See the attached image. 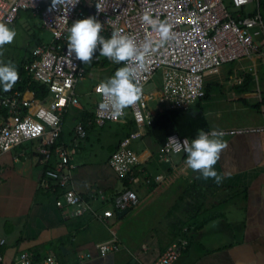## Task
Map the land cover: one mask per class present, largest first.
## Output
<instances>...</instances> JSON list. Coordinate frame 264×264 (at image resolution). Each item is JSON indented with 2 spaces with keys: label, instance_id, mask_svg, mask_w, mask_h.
<instances>
[{
  "label": "crops",
  "instance_id": "0c3cea01",
  "mask_svg": "<svg viewBox=\"0 0 264 264\" xmlns=\"http://www.w3.org/2000/svg\"><path fill=\"white\" fill-rule=\"evenodd\" d=\"M204 83L207 97L187 109L171 108L156 96L148 101L152 122L135 126L132 132L140 134L129 139L139 161L127 184L108 159L128 138L130 116L125 113L119 120L95 124L97 94L85 100L77 94L78 103L62 112L58 142L75 165L73 186L98 215L112 209L111 216L99 218L91 212L74 216L69 206L55 204L61 190L40 183L44 170L54 167L58 157L52 147L48 155L40 152V139L0 152V239L4 240L0 250L5 263L25 250L39 258L52 254L70 264H150L181 237L174 235L187 222L183 230L189 226L192 237L172 264H264V129L248 130L264 128V61L251 56L225 63L208 71ZM156 87L154 83L148 92L156 95ZM209 104L216 107L208 115L204 106ZM231 107L241 111L238 124L230 123L229 116L221 120L222 111ZM88 116L92 118L86 121L85 137L75 141V126ZM3 120L0 113V125ZM200 129L248 130L219 137L225 146L212 166L221 177L218 183L215 177L203 178L199 170L189 168L186 153L173 154L169 163L157 157L169 133L192 139ZM155 175L162 179L155 181ZM145 177L152 179L146 182ZM125 187L133 189L138 203L126 211L115 210L113 198ZM195 225L200 226L194 229ZM111 239L124 247L98 256L97 244Z\"/></svg>",
  "mask_w": 264,
  "mask_h": 264
},
{
  "label": "built area",
  "instance_id": "2783aa9c",
  "mask_svg": "<svg viewBox=\"0 0 264 264\" xmlns=\"http://www.w3.org/2000/svg\"><path fill=\"white\" fill-rule=\"evenodd\" d=\"M51 0H0V23L11 24L18 18L19 11H30L40 18L42 28L50 30L49 42H42L31 49V60L25 64L26 72L35 80L46 85L49 95L45 100L35 99L28 91H19L11 87L0 92V107L6 109L7 115L0 125V152L33 140L40 139L38 150L49 154L51 145L61 132V114L69 105L78 103L75 86L85 73L83 62L73 54H66L68 28L76 19L92 15L102 23L100 35L106 38L119 29L134 39L138 46L146 40L153 43L160 36L153 25L142 21L141 16L147 12L157 21L170 25V36L163 44H157L143 57V68H137L135 82L140 87L136 101L127 105L122 112L112 115L102 93L98 95L94 108L93 122L99 126L107 121L121 119L127 108L137 128L149 125L152 117L148 112V101L155 96L160 103L171 108L187 109L205 95V75L219 66L256 56L264 61V24L256 10L257 0H62L54 9ZM251 6V7H249ZM243 11V12H242ZM95 53L92 60H99ZM135 66V61H123ZM160 71L161 81L157 84L156 95L146 92L144 86ZM25 109V110H24ZM248 129V130H262ZM247 129L216 130L224 134H236ZM211 133V131H208ZM139 130L123 139L108 163L120 177L130 176L131 168L139 161L138 155L129 148V139L139 136ZM85 127L79 123L74 128V140L84 138ZM193 139V138H192ZM191 139L176 132L169 133L158 147L157 157L169 163L171 156L184 152V144ZM58 160L54 167L44 170L41 186H57L61 195L55 200L57 206L65 204L72 210V215L80 216L91 212L99 218L111 216L112 209H105L98 215L91 204L76 191L73 186V169L75 165L69 160L66 148L55 146ZM152 177H145L150 182ZM155 181L162 175H155ZM138 197L132 188L125 187L113 198L115 210L134 207ZM186 230V228H184ZM4 243L0 239V245ZM188 245L184 236L177 237L169 243L158 257L150 264H172L181 251ZM124 246L116 239L97 244L98 256L115 252ZM90 257V254L86 255ZM0 264H6L0 252ZM8 264H59L52 254L35 258L28 251H19Z\"/></svg>",
  "mask_w": 264,
  "mask_h": 264
},
{
  "label": "clouds",
  "instance_id": "9594fccd",
  "mask_svg": "<svg viewBox=\"0 0 264 264\" xmlns=\"http://www.w3.org/2000/svg\"><path fill=\"white\" fill-rule=\"evenodd\" d=\"M62 0H51L50 8L54 9ZM142 21L153 25L159 33L160 39L153 43L146 40L142 46H138L134 39L123 34L119 29L114 30L107 38L100 35L102 23L94 16L89 15L76 19L68 28L66 54L82 62H88L94 53L110 58L113 62L135 61V66L123 64L116 68L114 74L97 85V91L106 98L107 104L101 103L100 107L105 108L109 104L112 115H119L122 110L136 101L140 95V87L135 82L137 68H143V57L157 44H163L170 36V25L164 21H157L147 12L142 14ZM16 35L15 30L5 23H0V46L10 43ZM18 79V71L13 62H0V88L7 91ZM222 132L212 130L211 133L200 129L190 143L184 144L186 153L185 163L193 169L199 170L203 178L215 177L218 183L221 179L216 170L212 167L218 160L220 150L225 146L219 137Z\"/></svg>",
  "mask_w": 264,
  "mask_h": 264
},
{
  "label": "rangeland",
  "instance_id": "374dc122",
  "mask_svg": "<svg viewBox=\"0 0 264 264\" xmlns=\"http://www.w3.org/2000/svg\"><path fill=\"white\" fill-rule=\"evenodd\" d=\"M251 7V6H249ZM10 28L15 30L16 35L14 36L13 40L10 43L0 46V62H18L22 58H26L28 53L26 48H32L34 44L30 45L29 41V34L31 32H36L38 37L41 39L42 42H49L51 39V31L42 28L40 23L39 17H34L33 19H26L21 17L17 19L14 23L7 24ZM101 57H103L101 55ZM102 59L98 61L97 65L89 66L86 65L85 73L80 78L76 88L75 94L80 95L83 100L87 98H96L97 95L92 91V86L95 82H101L106 80L108 77L112 76L115 72L113 70L114 66H118L119 63L113 62L110 58L108 64H102ZM120 67V66H119ZM161 81L160 71H156L153 78L144 86V90L146 92L154 89V83L159 84ZM212 93V92H211ZM204 106V105H203ZM216 107L214 104H209L204 106V111L209 115L208 112L213 111V107ZM126 115L131 116L129 109L126 110ZM241 111L239 109H233L232 107L228 111H222V119L231 117L230 123L238 124L241 121ZM234 120H233V119Z\"/></svg>",
  "mask_w": 264,
  "mask_h": 264
},
{
  "label": "trees",
  "instance_id": "16d2710c",
  "mask_svg": "<svg viewBox=\"0 0 264 264\" xmlns=\"http://www.w3.org/2000/svg\"><path fill=\"white\" fill-rule=\"evenodd\" d=\"M257 7H256V10L259 12L260 16H261V19L263 21V24H264V0H257ZM243 12V11H242ZM21 17H24L26 19H33L34 16L31 14L30 11H19V14H18V18H21ZM16 19V20H17ZM28 43H30V45L34 44L33 47L39 43H42L41 39L38 37L37 33L36 32H31L29 34V41ZM32 47V48H33ZM32 48H26V51L28 53L27 57L26 58H22L20 61L18 62H14L13 63L15 64L16 68H17V71H18V79L13 83L12 87L13 88H16L18 89L19 91H25V90H28L30 91L32 94H33V97L35 99H39V100H45L48 95H49V91H48V88L46 87L45 84L43 83H40L39 81L33 79L27 72L26 70L24 69L25 67V64H27V62H29L31 60V49ZM95 54V53H94ZM102 59V64H108L109 63V59L108 57H100L99 60L97 61H94L92 60V58L90 59V61L88 62H83V66L85 67L86 65H89V66H94V65H97L98 64V61H100ZM124 63L123 61L120 62V64L118 66H114L113 70H115L116 68H118L119 66H122ZM86 68V67H85ZM86 71V69H85ZM3 89L0 88V92L2 91ZM208 93V87L205 86V95L203 98L207 97V94ZM256 108L258 107V104L257 105H254ZM25 110V109H24ZM127 112V111H126ZM130 112V111H129ZM0 113L3 115V117H5L7 115V112H6V109L0 107ZM92 116H88L86 117L83 121H82V125L85 127V129H87V123L86 121L88 119H91ZM135 126H136V123L134 121V119L132 118V115L128 118V121H127V126H126V132H125V136H129L132 131L135 129ZM60 138V136L58 137V139ZM56 140L52 145V149L59 145V140ZM127 179H128V176L125 177V184H127ZM51 188H54L55 192H57L59 190V187L57 186H53ZM84 197V196H83ZM85 198V197H84ZM86 199V198H85ZM184 224H188L187 222L186 223H183L180 225V227L178 228L176 234L174 235V238L177 237V236H184L186 237L188 240L191 239L192 237V234L190 232V229H189V226H187V230H183V225ZM200 225H195L194 229L198 228ZM0 252H2V250H0ZM59 254L62 256V253L59 252ZM35 257V256H34ZM35 258H39L38 256H36ZM59 264H70L69 262L67 261H64L62 259H57Z\"/></svg>",
  "mask_w": 264,
  "mask_h": 264
},
{
  "label": "water",
  "instance_id": "95a60500",
  "mask_svg": "<svg viewBox=\"0 0 264 264\" xmlns=\"http://www.w3.org/2000/svg\"><path fill=\"white\" fill-rule=\"evenodd\" d=\"M124 211H126V209H124ZM124 211H123V212H124Z\"/></svg>",
  "mask_w": 264,
  "mask_h": 264
}]
</instances>
